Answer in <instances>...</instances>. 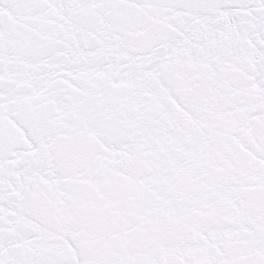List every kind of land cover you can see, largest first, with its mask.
Masks as SVG:
<instances>
[{"label": "snow or ice", "instance_id": "snow-or-ice-1", "mask_svg": "<svg viewBox=\"0 0 264 264\" xmlns=\"http://www.w3.org/2000/svg\"><path fill=\"white\" fill-rule=\"evenodd\" d=\"M0 264H264V0H0Z\"/></svg>", "mask_w": 264, "mask_h": 264}]
</instances>
